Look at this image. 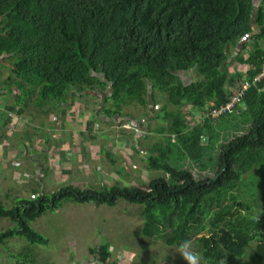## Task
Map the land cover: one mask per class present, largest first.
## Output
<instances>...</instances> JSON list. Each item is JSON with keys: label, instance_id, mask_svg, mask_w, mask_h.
Listing matches in <instances>:
<instances>
[{"label": "trees", "instance_id": "16d2710c", "mask_svg": "<svg viewBox=\"0 0 264 264\" xmlns=\"http://www.w3.org/2000/svg\"><path fill=\"white\" fill-rule=\"evenodd\" d=\"M255 1L254 18V0H0V73L10 74L0 92L12 97L0 118L36 109L51 115L73 96L108 89L100 113L113 118L127 105H157L155 90L165 94L155 113L165 123L154 129L158 140L145 158L161 176L144 186L34 188L9 208L0 201V218L13 224L0 232V246L7 251L13 238L48 244L30 223L66 202L114 207L123 200L140 206L145 239L174 248L189 240L208 264H264V79L212 115L239 79L264 66V0ZM245 37V54L234 58L244 75H228V48ZM190 73L197 78L185 83L181 76ZM185 105L202 110L199 123L189 125ZM95 122L94 114L85 137ZM180 160L216 167L214 176L196 180ZM108 248L90 251L108 263ZM18 257V264H36Z\"/></svg>", "mask_w": 264, "mask_h": 264}, {"label": "rangeland", "instance_id": "374dc122", "mask_svg": "<svg viewBox=\"0 0 264 264\" xmlns=\"http://www.w3.org/2000/svg\"><path fill=\"white\" fill-rule=\"evenodd\" d=\"M257 4L254 0V18ZM249 41L250 38L245 37L236 47L228 48L229 63L223 72L244 75L234 58L239 53L245 54L243 46ZM8 73H0V81L5 82ZM181 78L189 83L197 76L190 73ZM91 93L93 96L89 93L73 96L63 104L62 112L52 110L51 115L39 116L37 109L35 114L24 113L25 116L1 115L0 201L4 206L9 208L17 197H33L34 188L50 193L60 185L95 189L114 184L144 186L162 175L148 170L145 158L150 153L151 143L158 140L154 129L157 124L165 123L155 116L160 109L158 105L165 103V94L155 90L157 105H153L151 99L146 106L127 105L122 114L109 118L100 112L111 90ZM7 98L0 92V110L5 111V105L12 102L11 96ZM29 104L32 112L34 108ZM183 111L190 126L202 120V110L192 114V108L185 105ZM94 114L100 123L92 125L88 138L85 132ZM40 120L45 121V126ZM134 138L138 140L136 148L132 149L130 144ZM231 138L229 134L222 142ZM179 165L189 169L196 180L211 178L216 170L213 166L200 170L188 160H180ZM140 209L123 200L114 207L66 202L59 210L47 211L30 223L49 240L48 244L30 245L22 238H13L7 242V251L0 246V264H18L16 260L21 254H28L36 264H185L178 254L179 248L166 247L159 240L142 236ZM10 226H13L11 222L0 218V232ZM105 245L111 253L108 263L101 262L100 257L90 251ZM192 251L199 254L194 246Z\"/></svg>", "mask_w": 264, "mask_h": 264}, {"label": "built area", "instance_id": "2783aa9c", "mask_svg": "<svg viewBox=\"0 0 264 264\" xmlns=\"http://www.w3.org/2000/svg\"><path fill=\"white\" fill-rule=\"evenodd\" d=\"M261 79H264V66L260 69L258 76L255 78H241L235 84L234 93L228 96L227 101L219 107V109H215L212 111V115H217L223 111H227L232 108L241 98H243L245 92L252 85L258 83ZM194 110L192 109V114H194Z\"/></svg>", "mask_w": 264, "mask_h": 264}, {"label": "clouds", "instance_id": "9594fccd", "mask_svg": "<svg viewBox=\"0 0 264 264\" xmlns=\"http://www.w3.org/2000/svg\"><path fill=\"white\" fill-rule=\"evenodd\" d=\"M178 254L185 261V264H208L202 255L192 251L191 241L189 240L180 244Z\"/></svg>", "mask_w": 264, "mask_h": 264}, {"label": "crops", "instance_id": "0c3cea01", "mask_svg": "<svg viewBox=\"0 0 264 264\" xmlns=\"http://www.w3.org/2000/svg\"><path fill=\"white\" fill-rule=\"evenodd\" d=\"M1 94H3V91H2V93ZM3 96V95H2ZM4 97V96H3ZM4 101H5V99H4ZM27 153V152H26ZM28 155H29V157H31V155L29 154V152H28ZM3 162H5V161H3ZM52 166V165H51ZM69 173V172H68ZM87 175V174H86ZM61 186H63V185H61ZM75 186V185H74ZM79 186H81V185H79ZM82 187V186H81ZM84 188V187H83Z\"/></svg>", "mask_w": 264, "mask_h": 264}]
</instances>
